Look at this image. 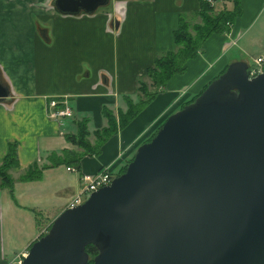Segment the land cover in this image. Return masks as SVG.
<instances>
[{"label": "crops", "instance_id": "1", "mask_svg": "<svg viewBox=\"0 0 264 264\" xmlns=\"http://www.w3.org/2000/svg\"><path fill=\"white\" fill-rule=\"evenodd\" d=\"M54 1L0 0V84L9 92L0 102V165L11 145L17 156V166L8 171L12 187L0 186V264L22 260L67 209L72 199L64 202V195L78 192L80 176L103 168L119 176L137 148L171 114L199 95L229 64L243 61L228 53L245 38L264 8V0H240V14L229 30L207 38L183 74L154 89L149 72L157 59L175 51L180 18L200 24L198 13L207 0H110L102 11L99 7L92 14L77 15L60 14ZM209 4L215 13L233 9L232 0ZM154 91L155 97L101 146L97 156L82 155L78 167L46 168L40 180L21 181L29 169L49 165L51 153L64 149L82 153L66 141V135L76 133L75 123L87 121V139L94 147L95 132L108 127L105 114L118 127L119 115ZM54 98L67 99L71 118L47 117V101ZM63 167L66 174H70L67 167L76 168L73 184H62ZM43 195L52 204L49 214L40 219L39 208L48 207ZM15 241L21 245L11 244Z\"/></svg>", "mask_w": 264, "mask_h": 264}, {"label": "water", "instance_id": "2", "mask_svg": "<svg viewBox=\"0 0 264 264\" xmlns=\"http://www.w3.org/2000/svg\"><path fill=\"white\" fill-rule=\"evenodd\" d=\"M110 0H55L62 15ZM229 64L20 264H264V67ZM9 95L0 84V102Z\"/></svg>", "mask_w": 264, "mask_h": 264}, {"label": "trees", "instance_id": "3", "mask_svg": "<svg viewBox=\"0 0 264 264\" xmlns=\"http://www.w3.org/2000/svg\"><path fill=\"white\" fill-rule=\"evenodd\" d=\"M232 1V10L221 11L219 13H215L213 6H211L209 3L202 2L201 11L198 13L201 20L200 24L192 25L185 19L180 18L179 26L174 33L175 51L167 53L157 59L155 62V67L149 72L148 77L151 79L154 89L165 87L170 78L183 74L186 70L187 63L197 57L203 43L207 38L212 35L224 34L229 30V27L232 26L240 14V0ZM155 95L156 91L146 95V99L139 101L137 106H128L125 114L119 115L118 127L115 125L116 123L114 122V119L111 118L112 116L110 114H105L108 121V127L95 132L94 136L96 138V142L94 147L90 146L87 139L89 135L86 125L87 121L83 120L81 122L75 123L77 127L76 133L74 135H66V141L74 147L82 149V153L79 154L67 149L62 150L60 154L51 153L48 157L49 165H44L40 168L35 166L34 168L29 169L23 176H21V181L30 182L40 180L42 178V172L46 168H53L60 165L78 167L82 155L97 156L101 146L110 137L115 135L118 129L120 130L126 126L140 112V110L155 97ZM196 97L188 101L185 105L193 102ZM184 106H182L180 109H182ZM154 135H152L147 141L149 142L154 137ZM16 166L17 156L15 146L11 145L9 147L8 155L0 165V186L3 188L12 187V179L8 171ZM125 169L126 167L122 173L125 171ZM86 252L89 256V261L87 264H92V259L97 254V250L92 245H89L86 247Z\"/></svg>", "mask_w": 264, "mask_h": 264}, {"label": "built area", "instance_id": "4", "mask_svg": "<svg viewBox=\"0 0 264 264\" xmlns=\"http://www.w3.org/2000/svg\"><path fill=\"white\" fill-rule=\"evenodd\" d=\"M207 2L212 3V0H207ZM254 64L256 66L255 69L249 68L250 79L262 73L264 67V56L256 58ZM46 115L50 120L61 121L62 119L71 118L73 116V112L66 98H54L47 101ZM66 170L70 173L77 172L76 168L74 167H67ZM113 179L114 176L108 168H103L93 175L80 176L79 190L74 198H72V200L69 202L67 209L80 206L87 200L91 193L110 185ZM20 263L21 260L17 262V264Z\"/></svg>", "mask_w": 264, "mask_h": 264}, {"label": "rangeland", "instance_id": "5", "mask_svg": "<svg viewBox=\"0 0 264 264\" xmlns=\"http://www.w3.org/2000/svg\"><path fill=\"white\" fill-rule=\"evenodd\" d=\"M105 7H100L99 10H104ZM229 57L235 56L239 60L245 61L249 68L255 69L256 66L254 64L255 59L258 56H264V8L262 9L260 15L257 17V19L253 22L251 28L248 30V33L246 34L245 38L238 44L237 47H232V50L229 51ZM227 54V56H228ZM154 135V134H153ZM148 142V141H147ZM63 168H61L59 171L63 175L62 177V184H73L75 178L77 177V173H70L66 174L63 172ZM48 180L43 184V187L45 184H47ZM78 187V186H77ZM79 190V189H78ZM46 194V193H45ZM70 191L69 193H66L64 202H68V200H71L74 198V196L77 194H73ZM89 197V196H88ZM46 197L43 195V204H46L48 207H41L39 208L40 212V219L46 216V214H49L51 201H44ZM37 211V213H39ZM44 222V221H43ZM48 229V228H47ZM47 232V231H46ZM45 232V233H46ZM44 233V234H45ZM43 234V235H44ZM14 246L19 247L21 245L20 241H15L13 243ZM10 252V251H9ZM10 255L7 256V259L10 258Z\"/></svg>", "mask_w": 264, "mask_h": 264}]
</instances>
